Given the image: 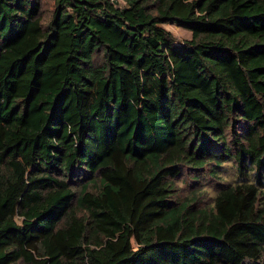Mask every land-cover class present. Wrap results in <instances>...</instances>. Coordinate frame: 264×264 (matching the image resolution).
I'll use <instances>...</instances> for the list:
<instances>
[{"label":"trees","instance_id":"obj_1","mask_svg":"<svg viewBox=\"0 0 264 264\" xmlns=\"http://www.w3.org/2000/svg\"><path fill=\"white\" fill-rule=\"evenodd\" d=\"M0 264H264V0H0Z\"/></svg>","mask_w":264,"mask_h":264},{"label":"rangeland","instance_id":"obj_2","mask_svg":"<svg viewBox=\"0 0 264 264\" xmlns=\"http://www.w3.org/2000/svg\"><path fill=\"white\" fill-rule=\"evenodd\" d=\"M167 27L174 32L177 38L183 40L184 38H188L191 35L190 30L184 29L177 25H167ZM235 166L231 161L225 162L221 170V178L226 182H234L236 180L235 174ZM215 183L216 181L210 179H204L197 184L192 183L189 180H185L184 177L180 178L177 181L178 188L180 189V195L182 199L186 196L191 195L192 191L195 188H198L201 191L200 201L201 203H209L212 201L213 196L215 195Z\"/></svg>","mask_w":264,"mask_h":264}]
</instances>
